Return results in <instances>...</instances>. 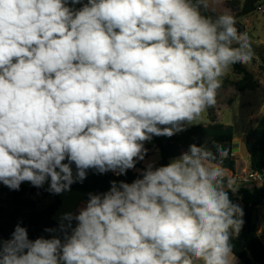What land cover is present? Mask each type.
I'll list each match as a JSON object with an SVG mask.
<instances>
[{
	"label": "clouds",
	"instance_id": "obj_1",
	"mask_svg": "<svg viewBox=\"0 0 264 264\" xmlns=\"http://www.w3.org/2000/svg\"><path fill=\"white\" fill-rule=\"evenodd\" d=\"M218 3L0 0V184L62 195L89 171L136 173L34 239L18 222L0 236V264H238L230 149L146 160L147 144L200 124L253 61L249 33Z\"/></svg>",
	"mask_w": 264,
	"mask_h": 264
},
{
	"label": "trees",
	"instance_id": "obj_2",
	"mask_svg": "<svg viewBox=\"0 0 264 264\" xmlns=\"http://www.w3.org/2000/svg\"><path fill=\"white\" fill-rule=\"evenodd\" d=\"M264 1V0H263ZM261 0H245L242 7L239 1H232L230 4L236 17L250 14L260 7ZM76 7H79L77 5ZM217 14V13H215ZM239 21V20H238ZM238 28L245 31V24L238 22ZM236 74L241 75V79L234 85L239 91L256 90L258 88V81L255 76L245 67L236 65L233 70ZM234 129L232 126L213 125L204 127L202 125H193L187 130L180 132L171 138L156 137L151 143L159 150L161 160L159 164H166L170 159L178 156L182 150H187L192 143L199 145H207L213 148L214 144H221L230 149V155L225 161L231 172L236 170V161L231 152H234ZM250 155V168L254 173L263 174L264 171V116L260 120L258 126L251 131L246 137L245 145ZM138 168L143 166L137 165ZM136 176V173L129 171L127 176L117 177L111 172L107 174H94L89 171L87 179L82 184L76 183L72 186L71 191H78L84 195L89 192H104L110 187L112 180H126L131 182ZM27 182L21 185L19 191L9 190L7 187L0 184V193L4 190L10 197L11 211L3 209L0 205V236L4 239L9 238L14 226L21 222L27 226L30 238H36L43 233L45 227H52L56 225L54 216L62 206L60 195H52L44 188L37 189ZM40 194L44 197H49L52 202L41 209H35V203L28 197ZM234 202L238 201V197L242 196V203L244 205V224L238 238L233 240L234 253L239 259V264H264V244L257 232L256 208L264 202V181L261 186L242 184L239 186L235 194L230 193ZM20 207L27 209L20 217Z\"/></svg>",
	"mask_w": 264,
	"mask_h": 264
},
{
	"label": "rangeland",
	"instance_id": "obj_3",
	"mask_svg": "<svg viewBox=\"0 0 264 264\" xmlns=\"http://www.w3.org/2000/svg\"><path fill=\"white\" fill-rule=\"evenodd\" d=\"M235 0H220L216 5V13L219 14L224 10H230L235 15L237 11H233L229 3ZM239 1L240 7L244 4L245 0ZM260 7L254 12L237 17L239 21L245 24L246 30L251 39L255 56L252 63L245 67L250 71L255 79L258 81V88L256 90L239 91L235 87V83L241 79V75L232 71L229 76L224 80L223 87L219 91L217 97V104L214 108H210L202 117L200 124L204 127L213 125L232 126L234 129V152L233 158L236 161V170L231 174L236 178L238 186L242 184L261 186L264 181V171L260 174V180L251 178L253 171L250 168V155L245 147L247 135L253 131L259 124L264 116V85L260 81H264V1L261 0ZM236 16V15H235ZM149 148L147 159L158 157V163L161 160L160 152L153 146V143L146 145ZM158 150V151H157ZM185 150H182L183 152ZM142 165V162H141ZM143 166V165H142ZM134 172V171H133ZM29 185V183H26ZM48 185L45 184L44 187ZM35 203V209H41L52 202L49 197H44L40 194L28 197ZM62 206L54 216L57 222L59 215L62 212L74 210L86 200L84 195L78 191H70L60 195ZM10 197L3 190L0 193V205L3 209L11 211ZM237 203H242V196L238 197ZM20 217L28 211L20 207ZM257 232L264 244V202L256 208ZM239 264V262H238ZM256 264V263H253Z\"/></svg>",
	"mask_w": 264,
	"mask_h": 264
},
{
	"label": "built area",
	"instance_id": "obj_4",
	"mask_svg": "<svg viewBox=\"0 0 264 264\" xmlns=\"http://www.w3.org/2000/svg\"><path fill=\"white\" fill-rule=\"evenodd\" d=\"M251 178H253L254 180H260V174L259 173H252L251 174V176H250Z\"/></svg>",
	"mask_w": 264,
	"mask_h": 264
},
{
	"label": "crops",
	"instance_id": "obj_5",
	"mask_svg": "<svg viewBox=\"0 0 264 264\" xmlns=\"http://www.w3.org/2000/svg\"><path fill=\"white\" fill-rule=\"evenodd\" d=\"M142 165L144 166L143 162H142ZM237 262H239V263H240V261H239V259H238V258H237Z\"/></svg>",
	"mask_w": 264,
	"mask_h": 264
}]
</instances>
